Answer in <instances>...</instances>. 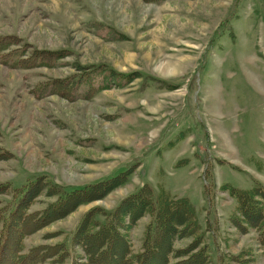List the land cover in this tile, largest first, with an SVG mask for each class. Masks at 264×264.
<instances>
[{"label":"rangeland","instance_id":"rangeland-1","mask_svg":"<svg viewBox=\"0 0 264 264\" xmlns=\"http://www.w3.org/2000/svg\"><path fill=\"white\" fill-rule=\"evenodd\" d=\"M0 34L67 51L51 67L0 63V183L24 187L42 176L64 194L134 165L105 197L26 236L23 252L56 243L72 252L71 235L91 207L112 210L147 183L154 196L163 189L195 207L199 229L175 248L200 236L209 264H243L238 253L264 264L258 230L229 222L236 201L220 188H264V0H0ZM91 64L137 76L88 99L31 92ZM56 198L42 192L28 212ZM14 202L0 193L4 216ZM151 219L143 214L128 232L131 253Z\"/></svg>","mask_w":264,"mask_h":264},{"label":"trees","instance_id":"trees-1","mask_svg":"<svg viewBox=\"0 0 264 264\" xmlns=\"http://www.w3.org/2000/svg\"><path fill=\"white\" fill-rule=\"evenodd\" d=\"M66 53L64 49L34 47L15 34H0V63L11 68L51 67L66 57ZM76 70L80 72L67 79L53 78L39 82L31 92L36 98L58 94L69 100L88 99L112 84L124 85L137 76L136 72H119L104 64L78 65ZM180 137H183L182 134L177 140ZM168 145L172 147L174 142L170 141ZM6 154L1 152L0 157L6 158ZM184 161L187 159L179 160L177 165ZM133 169L134 165L64 194L42 176L29 181L24 187L12 188L8 182L0 183V193L10 192L15 199L7 216L3 215L4 208H0V264H35L48 258L57 263L70 258V264H209L205 246L197 249L202 241L200 236H196L184 248L173 246L175 239L191 236L199 229L196 210L189 198L174 197L163 189L154 196L147 183L121 198L112 210L106 211L99 205L91 207L71 235L72 252L62 243L38 244L23 252V239L26 236L65 217L80 204L105 197L125 183ZM220 188L227 190L236 201L235 212L229 216V222L241 232H246L250 227L258 230L264 253L263 186L255 183L250 188L241 189L225 182ZM42 192L46 197L56 195L57 198L42 209L28 212ZM145 213L151 215L152 219L145 226L141 250L131 253L128 232ZM97 214H103L104 220H97ZM53 233L56 232L46 235L51 236ZM74 246L82 252H78ZM172 258L178 259L170 263ZM233 259L243 264L251 260L241 258L240 253Z\"/></svg>","mask_w":264,"mask_h":264}]
</instances>
